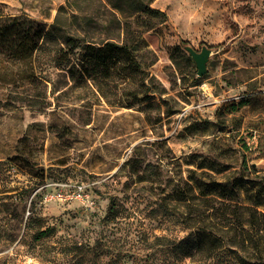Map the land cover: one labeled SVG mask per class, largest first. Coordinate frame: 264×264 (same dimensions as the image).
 Wrapping results in <instances>:
<instances>
[{"label": "rangeland", "instance_id": "obj_1", "mask_svg": "<svg viewBox=\"0 0 264 264\" xmlns=\"http://www.w3.org/2000/svg\"><path fill=\"white\" fill-rule=\"evenodd\" d=\"M60 7L69 22L110 19L103 2L86 0H0V17L48 28ZM151 7L167 18L143 35L154 56L132 79L120 63L72 78L47 56L33 77L0 52V264H238L262 255L264 240L260 253L224 243L194 259L167 247L192 231L168 194L200 162L219 181L244 175L264 196V0ZM186 47L210 49L205 75ZM219 210L194 225L221 228Z\"/></svg>", "mask_w": 264, "mask_h": 264}, {"label": "trees", "instance_id": "obj_2", "mask_svg": "<svg viewBox=\"0 0 264 264\" xmlns=\"http://www.w3.org/2000/svg\"><path fill=\"white\" fill-rule=\"evenodd\" d=\"M86 1L89 5L103 2L110 9V19L84 14L81 17L71 15L74 20L69 22V18L62 15L63 7L48 28L26 15L0 17V52L6 59L25 63L31 74L35 69L34 62L47 56L54 67L66 70L72 78L89 80L96 67L108 74L105 70L119 63L123 64L126 76L134 78L139 69H146L151 64H146L145 60L154 56L143 35L166 21L165 11L151 7L153 0ZM71 2H67L68 7L81 9L75 1ZM91 26L99 30L97 35L91 32ZM71 28H76L75 33L70 31ZM79 30L84 35H78ZM73 56L77 62H73ZM197 169L202 171L198 173ZM212 170L213 166L200 162L188 171L182 186H176L168 194L171 201L184 208V219L192 225L188 235L168 244L170 254L193 259L199 255L213 257L225 244L243 250L246 242L252 243L260 253L261 240H264V211L259 210L264 206V196L260 184L242 174L232 181H219L204 172ZM257 185L259 187L255 188ZM214 203L221 208H216ZM218 210L221 228L194 225L201 221L200 213ZM261 254L252 262L237 256V263L264 264V251Z\"/></svg>", "mask_w": 264, "mask_h": 264}, {"label": "water", "instance_id": "obj_3", "mask_svg": "<svg viewBox=\"0 0 264 264\" xmlns=\"http://www.w3.org/2000/svg\"><path fill=\"white\" fill-rule=\"evenodd\" d=\"M185 50L190 54L191 58L195 61L198 76H203L207 73L206 64L210 56V49L202 47L200 52L186 47Z\"/></svg>", "mask_w": 264, "mask_h": 264}, {"label": "built area", "instance_id": "obj_4", "mask_svg": "<svg viewBox=\"0 0 264 264\" xmlns=\"http://www.w3.org/2000/svg\"><path fill=\"white\" fill-rule=\"evenodd\" d=\"M75 195H76V197H80L81 196V192H80V189L78 190H76L75 191ZM58 198L59 199H66V198H68L65 194H62V193H59L58 194Z\"/></svg>", "mask_w": 264, "mask_h": 264}]
</instances>
